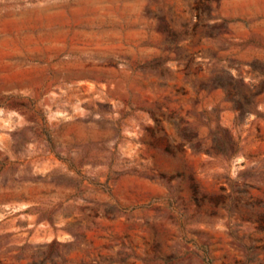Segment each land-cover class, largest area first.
Here are the masks:
<instances>
[{"label":"rangeland","instance_id":"rangeland-1","mask_svg":"<svg viewBox=\"0 0 264 264\" xmlns=\"http://www.w3.org/2000/svg\"><path fill=\"white\" fill-rule=\"evenodd\" d=\"M0 264H264V0H0Z\"/></svg>","mask_w":264,"mask_h":264}]
</instances>
